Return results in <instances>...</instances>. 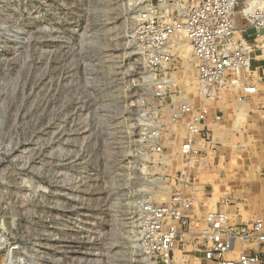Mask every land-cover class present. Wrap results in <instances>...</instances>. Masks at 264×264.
<instances>
[{
	"label": "rangeland",
	"instance_id": "obj_1",
	"mask_svg": "<svg viewBox=\"0 0 264 264\" xmlns=\"http://www.w3.org/2000/svg\"><path fill=\"white\" fill-rule=\"evenodd\" d=\"M150 2L0 0V264H135L143 201L178 189L197 196L194 211L204 214L263 177L264 137L245 129L241 111L228 127L213 124L188 185L174 180L185 169V122L169 123L167 104L194 100L197 82L189 40L177 32L185 47L175 44L166 65L171 91L155 96L158 72L136 32ZM161 127L158 153L145 134ZM190 257L208 263L201 252Z\"/></svg>",
	"mask_w": 264,
	"mask_h": 264
},
{
	"label": "built area",
	"instance_id": "obj_2",
	"mask_svg": "<svg viewBox=\"0 0 264 264\" xmlns=\"http://www.w3.org/2000/svg\"><path fill=\"white\" fill-rule=\"evenodd\" d=\"M182 1L151 0L138 12L136 32L147 68L158 72L154 82L158 98H165L172 88V75L165 69L170 70L166 65L174 61L173 36L183 32L189 40L196 97L172 98L167 104L169 123L185 122L180 146L185 169L174 180L188 185L190 168L203 160L201 141L212 147L213 124L223 120L213 103L228 96L242 102L260 92L253 81V60L257 51L264 57V0H197L178 12L179 17L169 15L168 7ZM236 14L254 28L256 43L239 34ZM162 129L145 134L158 153H163ZM197 203V196L178 189L168 201H143L136 222L139 257L135 264L144 260L147 264H191V252H201L206 264H264V219L242 221L221 210L201 214L194 211Z\"/></svg>",
	"mask_w": 264,
	"mask_h": 264
},
{
	"label": "crops",
	"instance_id": "obj_3",
	"mask_svg": "<svg viewBox=\"0 0 264 264\" xmlns=\"http://www.w3.org/2000/svg\"><path fill=\"white\" fill-rule=\"evenodd\" d=\"M237 19L241 17L236 14ZM242 20V19H241ZM243 21V20H242ZM239 34L248 38L251 42L256 35L254 28L248 26L239 28ZM253 40V41H254ZM253 69L255 70L256 77L253 78L254 82H257L258 87L264 84V57L257 51L253 60ZM260 93L253 96L250 99L244 101H237L235 96H228L219 102H222L219 110L223 115L224 125L228 127L233 120L239 115L241 111L247 114V123L245 129H248L250 134L264 137V105L261 100V93H264V89L260 87ZM222 106H225L221 110ZM235 122V120H234ZM224 128V126L222 127ZM264 139V138H263ZM264 142V141H262ZM238 192L233 194V198L236 200L231 202L229 197H226L224 204H218L217 210L224 211L229 215L235 216L236 219L242 221H249L255 219H264V174L263 177H259L255 183L242 185L238 188ZM247 217L248 219H245Z\"/></svg>",
	"mask_w": 264,
	"mask_h": 264
},
{
	"label": "bare ground",
	"instance_id": "obj_4",
	"mask_svg": "<svg viewBox=\"0 0 264 264\" xmlns=\"http://www.w3.org/2000/svg\"><path fill=\"white\" fill-rule=\"evenodd\" d=\"M185 35V34H184ZM173 39H175V44L177 45V48L179 47V44L183 47H185V45L181 44L180 40L178 39V37H176V34L173 36ZM179 41V42H178ZM177 42V43H176ZM190 44V43H189ZM190 47V46H189Z\"/></svg>",
	"mask_w": 264,
	"mask_h": 264
}]
</instances>
